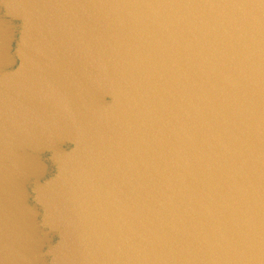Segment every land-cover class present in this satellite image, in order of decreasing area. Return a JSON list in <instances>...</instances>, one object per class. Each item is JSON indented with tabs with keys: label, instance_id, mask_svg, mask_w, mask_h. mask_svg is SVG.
I'll use <instances>...</instances> for the list:
<instances>
[{
	"label": "water",
	"instance_id": "1",
	"mask_svg": "<svg viewBox=\"0 0 264 264\" xmlns=\"http://www.w3.org/2000/svg\"><path fill=\"white\" fill-rule=\"evenodd\" d=\"M0 264H264V0H0Z\"/></svg>",
	"mask_w": 264,
	"mask_h": 264
}]
</instances>
